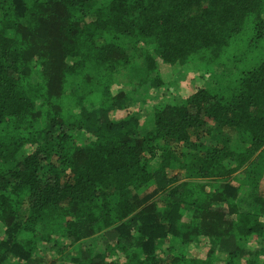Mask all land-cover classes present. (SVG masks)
Masks as SVG:
<instances>
[{
	"label": "trees",
	"instance_id": "obj_1",
	"mask_svg": "<svg viewBox=\"0 0 264 264\" xmlns=\"http://www.w3.org/2000/svg\"><path fill=\"white\" fill-rule=\"evenodd\" d=\"M263 173L264 0H0V264H264Z\"/></svg>",
	"mask_w": 264,
	"mask_h": 264
},
{
	"label": "rangeland",
	"instance_id": "obj_2",
	"mask_svg": "<svg viewBox=\"0 0 264 264\" xmlns=\"http://www.w3.org/2000/svg\"><path fill=\"white\" fill-rule=\"evenodd\" d=\"M157 72H159V74L157 75V81L159 78L160 83L152 86L151 82L148 81L146 84L147 88L143 89L142 87L140 90L143 92L139 94L138 103L143 109L142 118H144V123L145 119H147V117L152 114L153 108H155L159 103L167 101H180L181 99L186 98L189 93L194 91L196 88L205 86L206 80L208 79V75H206L208 73H206L205 70H202L200 66H196V64L194 63L187 64L186 66H181L177 70H174L170 64L164 63L159 67ZM21 153L22 156L25 155L26 150L23 149ZM173 173H176V171H173ZM259 186V191L263 192L264 173L262 175ZM158 201L162 203V198H159ZM250 204V206H256L255 203ZM259 216H261L259 220L263 225L264 215L262 214ZM262 232L264 233V230H262ZM247 238L248 239L244 241V243H247V249H250L251 252H255L254 257L256 259L258 257L257 260L263 263V255L256 254L259 252L257 249L261 244V242L259 244V240H261L259 234L256 232L251 233ZM205 241H208V239L203 237L198 243H186L185 249L187 251V254L197 258L206 259L208 246H206L207 244H203L205 243ZM170 244H172V241L163 243V248L157 251L159 257L167 260L171 259L172 255L170 250L168 249V245ZM225 249L233 250V246L230 244V247L228 246ZM71 252L72 253L68 252L57 257H50L44 254L42 255L44 256L43 258L39 257V264H74L72 261V257L73 253H75V250H71ZM213 257L216 260L217 264H224V257L222 253H216Z\"/></svg>",
	"mask_w": 264,
	"mask_h": 264
}]
</instances>
